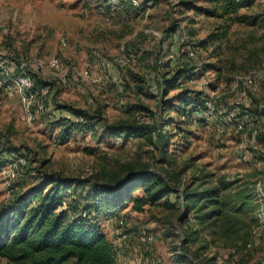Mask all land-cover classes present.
Listing matches in <instances>:
<instances>
[{
	"label": "rangeland",
	"instance_id": "obj_1",
	"mask_svg": "<svg viewBox=\"0 0 264 264\" xmlns=\"http://www.w3.org/2000/svg\"><path fill=\"white\" fill-rule=\"evenodd\" d=\"M144 7L120 0H0V60L8 71L0 76V211L51 176L76 182L64 206L80 204L83 212L95 201L97 184L123 178L129 168H148L170 177L177 193L142 211L132 200L115 201L104 188L98 193L103 209L96 221L117 248V264H198L206 258L211 264H264V194L258 187L264 125L245 160L238 159L241 135L220 132L230 109L256 116L264 111V82L248 108L240 104V88L232 87L238 75L264 72V0L222 16L207 12L217 7L213 0H153ZM229 23L225 41L197 49L198 67L183 86L193 100H214L216 116L198 110L183 117L185 105L175 97L181 90L164 80L186 60L187 40H204ZM54 58L60 67L51 64ZM23 75L33 82L25 92L18 84ZM138 117L154 123L155 138L162 133L168 143L114 134L113 125ZM16 157L25 164L14 166ZM190 184L222 189L224 219L203 220L206 210L179 197ZM131 196H145L144 189ZM0 264L15 263L0 256Z\"/></svg>",
	"mask_w": 264,
	"mask_h": 264
},
{
	"label": "trees",
	"instance_id": "obj_2",
	"mask_svg": "<svg viewBox=\"0 0 264 264\" xmlns=\"http://www.w3.org/2000/svg\"><path fill=\"white\" fill-rule=\"evenodd\" d=\"M120 1L124 5L128 3L140 10L153 0H144V3L140 2L138 5L134 3V0ZM213 1L217 7L208 9L207 12L213 16H222L220 12L234 15L241 8L252 6L257 0ZM230 29L231 24H225L218 31L211 32L204 40L199 42L187 40L184 45L195 52V57L190 56V50L186 47L184 52L186 60L179 63L181 66L169 78L164 80L162 77V81L167 82L169 88L181 90L175 97L181 100L182 106L185 105L181 111L183 117H194V111H205L206 108V99L201 100L199 96L193 100L196 98L194 94L183 89L184 79L194 74L198 67L197 49H207L216 43H222L228 38ZM190 35H195L194 30H190ZM136 77L139 76L136 75ZM137 109L143 110L145 107ZM74 114L81 117L83 115L86 120L92 119L81 110H74ZM139 119L138 117V120L133 122H120L113 125L114 134L126 138L146 137L153 143L163 139L168 143V137L162 133L156 134L157 138H155L153 132H157L158 129L154 123ZM128 167L130 166H125V168ZM129 169L128 174L123 178L113 177L110 183L97 184L94 192L95 201L81 207L84 214L77 211L80 204L69 202L67 208L64 206L71 193L72 185L76 184L75 181L66 178L47 176L40 185L29 189L16 200L8 201L0 211V256L6 257L15 264H117V248L96 221V215H99L103 209L100 205V201H103L102 195H98L101 188H104L105 190H102L115 201L132 200L133 208L137 211H142L147 204L158 203L172 192L177 193L170 184V177L148 168ZM141 187L144 189L145 196L133 198L131 193ZM126 188L129 194L124 193ZM221 190L218 185L205 186L202 189L201 186L194 188V184H190L179 197H182L187 205L199 206L198 212L206 210L203 217L201 216L203 220L208 221L217 217L216 221H219L226 216ZM245 196L248 197L246 194ZM115 205L118 204L115 202L114 206L107 204L106 208L110 209L107 211L114 210ZM216 221L210 224L213 225ZM223 225L224 223L222 227ZM227 229L230 230L229 227ZM211 261L206 258L198 264H211Z\"/></svg>",
	"mask_w": 264,
	"mask_h": 264
},
{
	"label": "built area",
	"instance_id": "obj_3",
	"mask_svg": "<svg viewBox=\"0 0 264 264\" xmlns=\"http://www.w3.org/2000/svg\"><path fill=\"white\" fill-rule=\"evenodd\" d=\"M134 3L135 0H134ZM190 56L195 57V52L190 48ZM51 64L55 67H60V60L54 58ZM8 71L3 61L0 60V76H5ZM264 82V72L261 74H246L238 75L234 79L233 89L240 88L241 96L244 99L243 104L246 108L252 105L251 94L260 90V84ZM18 84L22 85V89L29 90L33 86V82L28 76H21L18 79ZM241 107H235L230 109L225 113L223 119V127L220 129L221 133L228 132V134L234 132L235 134L241 135V144L239 146V160H245L247 150L249 147H255L258 145V137L260 134L259 125H264V111L260 110L259 113L253 115L249 113L247 109L244 108V111L240 109ZM217 112V105L214 100L208 98L206 100L205 116L209 119L215 118ZM26 162L25 158H18V162L13 164L14 166L24 165ZM259 189L264 194V181L260 182L258 185Z\"/></svg>",
	"mask_w": 264,
	"mask_h": 264
}]
</instances>
